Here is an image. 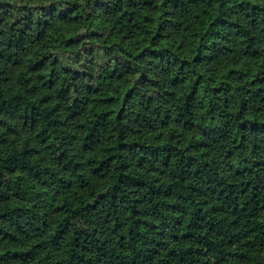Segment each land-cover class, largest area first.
I'll use <instances>...</instances> for the list:
<instances>
[{
    "label": "trees",
    "instance_id": "16d2710c",
    "mask_svg": "<svg viewBox=\"0 0 264 264\" xmlns=\"http://www.w3.org/2000/svg\"><path fill=\"white\" fill-rule=\"evenodd\" d=\"M0 264H264V0H0Z\"/></svg>",
    "mask_w": 264,
    "mask_h": 264
}]
</instances>
